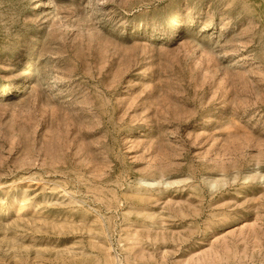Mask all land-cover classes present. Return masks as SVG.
Listing matches in <instances>:
<instances>
[{"label":"rangeland","instance_id":"374dc122","mask_svg":"<svg viewBox=\"0 0 264 264\" xmlns=\"http://www.w3.org/2000/svg\"><path fill=\"white\" fill-rule=\"evenodd\" d=\"M0 264H264V0H0Z\"/></svg>","mask_w":264,"mask_h":264},{"label":"bare ground","instance_id":"6f19581e","mask_svg":"<svg viewBox=\"0 0 264 264\" xmlns=\"http://www.w3.org/2000/svg\"><path fill=\"white\" fill-rule=\"evenodd\" d=\"M34 65V64H33ZM29 68H30V66H29ZM29 70V69H28Z\"/></svg>","mask_w":264,"mask_h":264}]
</instances>
